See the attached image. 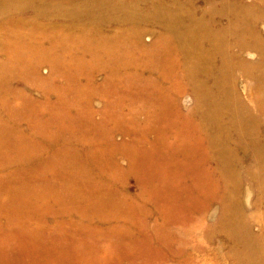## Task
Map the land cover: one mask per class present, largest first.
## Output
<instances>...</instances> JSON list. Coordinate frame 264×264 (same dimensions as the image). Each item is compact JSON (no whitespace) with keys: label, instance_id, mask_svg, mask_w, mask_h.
<instances>
[{"label":"rangeland","instance_id":"1","mask_svg":"<svg viewBox=\"0 0 264 264\" xmlns=\"http://www.w3.org/2000/svg\"><path fill=\"white\" fill-rule=\"evenodd\" d=\"M22 1L15 0L17 7L13 8L12 15L15 21L24 22L16 24L11 36L17 45L16 53L7 51L0 54V61L6 59L0 68L1 80L4 81L5 78L10 81L9 90L13 87V90L18 91L20 95H28L30 98L27 104L15 101L7 107L0 101V264H86L83 256L85 252L95 256L102 255L99 247L102 243H99L100 240L97 241V235L89 238L84 232L95 234L98 231L92 223L98 222L95 212L98 210L101 190L104 189L111 188L116 190L118 197L124 196L125 206L133 204L141 205L143 208V212L137 218L139 223L127 227L125 233L131 235L133 239L138 238L140 228L145 227L146 232L154 234L150 231V227L158 214L157 204L145 199L144 196H136L142 188L133 174H123L120 170L107 171L109 165L111 168L126 167L131 164V155L128 151L132 150L133 146L130 141L142 136L138 132L126 133V131L129 129L131 131L134 125L142 126L143 122L138 121V114L143 115L144 126H149L148 106L145 103H142L141 107L137 105L133 109L135 112L132 113L127 106L117 107L115 120H118L122 126L115 124L112 118L100 124L96 122L101 120L100 114H107V111L101 110L107 105L105 104L107 101L113 99V94L105 95L107 91H111L110 83L106 82L102 85L104 77L110 74L109 71L115 70L118 76L126 73V87L135 83L138 76L147 74L142 62L140 67L143 71L122 73L123 60L124 62L130 60L139 53L145 60L149 56L159 58L163 65L168 67L166 64L168 59L174 56L169 47L176 45L175 39L168 30L176 23L173 11L180 12V18L185 21L188 20L186 17L188 13L193 14L194 19L195 17L211 19L207 29L219 31L224 44L233 46L228 54L235 56V61L241 64L231 70L233 77L230 82L235 96L230 98L231 104L229 103L230 108L227 110L233 111L236 109V103L242 102V109L236 110H248L253 115L255 124L251 131L258 136V139L264 141V112L256 104L257 95L252 90L257 86L253 78L259 79L263 74L258 76L257 71L251 74L249 69L250 66H258L261 54L249 49L244 50L245 47L239 48L238 45H241V42L249 44L256 39L264 43V0H83L82 2L52 0L47 8L40 7L45 4L43 3L45 0L38 2L39 5L36 3L37 6L34 4L36 0ZM189 1L190 4L186 5L185 2ZM57 2L67 6L74 4V12H78L82 18H91L94 21L83 26L88 22L68 19L61 14L58 15L61 16L59 18L55 16L58 19L54 20L61 23L51 24L52 26L47 28L45 26L48 22L43 18L44 13L28 12L34 10V7L40 10L52 7L58 12L70 10L64 9L66 5L61 9L54 7ZM227 5L234 7L235 12L227 14ZM212 10L219 11V15L210 14ZM131 11H140L144 16L151 18H148L149 22L136 24L137 20L130 19ZM236 11H239L234 18L236 22L231 24L234 28L239 27L240 30L228 29L232 26L229 18L235 15ZM254 13L258 15L255 16L257 19L252 18ZM39 20H42L40 24H38ZM245 22L249 25L248 33L243 32ZM10 23L0 15L1 37L3 29ZM109 23L117 25L116 29L102 30L101 27ZM249 33L253 37H250ZM190 36L189 34L188 39ZM204 39L201 37L198 41ZM140 43L150 45V48L140 47ZM21 44L22 48L19 47ZM28 44L32 47V54L28 52ZM41 44L51 47L45 49L40 47ZM34 46L39 48L34 49ZM214 59L216 65L221 64V56L216 54ZM175 60L177 64L172 72L168 71L170 75L164 77L163 86L168 91H175L173 94L175 102L172 106L176 108V118L180 121L185 120L186 123L190 121L191 124L198 123L200 119L195 109L196 102L190 86H187V79L183 74L184 67L178 63L181 60L179 56ZM28 69H39V73L32 74L34 78L26 81L24 78L26 76L21 75L29 76ZM158 72V70L154 71V78L157 77ZM87 73H91L89 78L85 77ZM60 76L61 78H58ZM210 79L207 80L208 83ZM98 85H102L101 92L104 94L88 101L96 114L85 123L81 120L82 103L97 92ZM119 85L114 86L113 91L122 90ZM44 90L47 92V99H55L52 104L41 99ZM7 93V90L0 89V98L5 100ZM45 108L58 113L63 111L64 115L57 114L58 116H52L46 121L42 113L41 118L26 117L29 110L34 114L33 116H36ZM66 110L72 111L71 114L74 116H65ZM155 111L156 109L152 107L151 113ZM5 112V118H2ZM130 113L133 120H130ZM225 113H227L226 120L235 119L236 115L233 116L232 112ZM167 119L173 118L167 116ZM116 125L119 127L116 128ZM166 126L174 127L168 129L169 134L166 138L157 139L154 134L144 135L150 143L147 144L148 149L156 151L151 160L171 164L179 163L180 159L182 168L171 171L166 165H159L152 173L157 177L152 187L163 186L174 191L178 188L201 190L204 187L202 178L207 176L206 170L201 169L191 173L186 165L193 161L194 145L192 146L190 141L200 143L197 146L199 152L202 151L205 141L202 142L201 136L186 137L180 134L174 122H168ZM95 140L102 141L100 143L102 149L93 145ZM170 143L173 145L172 149L169 147ZM238 156L241 163L234 172L235 185L229 179L225 184L215 181L213 188L215 191L221 189L223 191L227 186L225 191H228L229 196L226 198H229V203H239V207L247 216V224L251 232L264 239L262 231L264 220L261 212L264 209V205L261 204L264 200V177L257 179L256 168L253 172L257 175L246 169L251 164L257 165L249 153H238ZM200 157L198 162L201 161ZM217 162L219 160L214 157L207 158L205 163L215 165ZM259 167V171H262ZM194 174L197 178H192ZM209 174L217 180L216 172ZM179 180H183V183H177ZM220 199V196L209 199L208 210L202 213L203 215L196 216L198 222L192 231H184L186 229L179 225L172 228L174 234L177 233L187 241L176 242L171 247L172 250L177 251L174 255L164 242L158 246L159 248H150L149 254L160 251L166 259L164 264H245L241 260L237 263L233 262L232 251H239L241 246L233 247V239L217 231ZM166 201L163 200V203ZM115 223L117 229L121 230L123 225ZM49 225L55 229L50 230ZM207 230L208 234H206ZM172 238L168 237V241L175 240ZM262 245L264 246V241Z\"/></svg>","mask_w":264,"mask_h":264},{"label":"bare ground","instance_id":"2","mask_svg":"<svg viewBox=\"0 0 264 264\" xmlns=\"http://www.w3.org/2000/svg\"><path fill=\"white\" fill-rule=\"evenodd\" d=\"M22 2L24 4V1ZM55 4L56 5L53 4L54 7L60 9L62 6L66 5L60 4L58 2ZM49 5L50 4H43L40 7L47 8ZM14 7H17L15 0H0V15L5 17V20L11 22L10 24L6 25L5 29H3V36H0V54L6 53L7 51L16 53L17 50V45L14 43L11 36L16 28V24L24 22L15 21L13 19L12 15ZM74 7V4L71 6L66 5L64 9L68 8L70 10H67L66 12H58L56 15L58 16L64 14V16H66L68 19H79V21L81 20L80 22L82 23H92L94 21V19L91 18L88 19L80 17L78 12L73 11ZM227 8V14H232L231 12H235V10H233L234 7L231 8V5H227ZM216 11L217 10H212L210 11V14H213V16L219 15V11ZM173 12L176 16V23L169 27L168 30L170 31L171 37L175 39L176 45H171L169 47L170 52H173L174 56L168 59L166 63L168 67H165L162 60L159 58H152L148 55L149 57H146L147 60H145L139 53H136L134 58L126 60L125 62L123 60L124 65L122 64V73L127 72L128 74V71H131V73H139L142 70V67H140V63L142 62L146 67L147 74L145 76H138L137 81L135 83L133 82L129 84V87L127 86L128 88L125 85V81L127 80V75H125L126 73L123 74V76H118L119 74H116L115 70L109 72L104 70L110 74H107V76L104 77L102 85L106 84V82H109V87L111 90L107 91L105 95L113 94V99L107 101L105 103L107 105H104L101 110L107 111V114L102 115L99 113L101 115L100 119L102 121L100 120L101 122H96L97 124H100L104 121L107 122L110 118H112V120L115 121V124H119V121L115 120L117 107L127 106L129 111L132 110V113L135 112L133 109L134 107H137V105H140L141 107V104L145 103L148 106L150 113L148 114L147 122L149 123V126H144L143 115L138 114V121L143 122L142 126L141 124L134 125L131 127V131L130 129L128 131H126V128L125 130L123 129L126 131V133L138 132L142 136L141 138H134L132 141H130L133 146L132 150L128 151V154L131 155V164L129 163V165L126 167L114 166L111 168L108 164L109 169L107 171L110 172L113 170H120L123 172V174H133L142 188L141 192H139V194L136 196H144L145 199L149 201L152 200L155 202V204H157L156 210L158 211V214L155 216V222L152 224V227H150V231H153L152 233L154 234L146 232L147 229L144 227L140 228V237L134 239L131 238V235L129 236L128 233H125V230H127V227H130L131 225L139 223L137 222V218L138 215L143 212L142 206H134L133 204L125 206L123 205L124 196L121 198L118 197L116 190L111 188L101 190L102 192L97 208L98 210L95 212L98 217V222L92 223L93 227H95L98 231L96 233L94 232L95 234H91L89 232H84V234L89 238H92L93 236L96 237L97 235V241L100 240L99 243H102V245H98L102 250H100L102 255L95 256L85 252L83 254L84 260L88 264H164L166 259H164L162 253L158 251L154 254H149V249L152 247L159 248L158 246L164 242L167 243L169 251H172L174 255V252L177 251L172 250L171 247H173L176 242L184 241L185 243L187 241L184 238L179 237L177 233L174 234L172 232V228L176 225H179L186 229L184 231H192L198 222L196 216L208 210L209 199L211 197L216 198V196H220V219L217 231H221L222 233L231 237L234 241L233 247L236 248L237 245L241 246L239 251H232L233 262L237 263L241 260L242 263L245 264H264V246L262 245V241H264V239L259 237L260 235L257 236L254 234V232H251L250 227L247 224V216L244 213V210L239 207V203H229V198H226V196H229L227 193L228 191H225L227 186L223 191L222 189L215 191L213 188L215 181H221L225 184V182L229 179L235 185L233 176L235 175V170L239 168V164L241 163L238 153L242 152L249 153V155L254 158V162L257 164H251L246 169L250 172H253V170L256 168L258 170H255L258 173L257 179L264 177V141L258 139V136H256V134L251 131L253 130V124H255L253 115L248 110L239 111L240 108L242 109V102H237L235 105L236 109L239 108L238 111L236 109L233 111L227 110V108H230V98L235 96V92L232 89L233 86L230 82L231 78L233 77L231 76V70H233L234 67L240 66L241 63L235 61V56H229L228 52L232 50L233 46L230 44H224L220 37V32L207 29L211 19L207 20L202 17H195L194 19L192 17L193 14L190 15V13H186V15L184 13V15H186L188 18V20L185 21L180 18V12ZM238 12L239 11H236L235 15L230 16V25L235 24L236 21L234 18L237 17ZM255 16L258 15L254 13V17L252 18H256ZM148 18L151 17L144 16V14L140 11L130 12V19L132 21L137 20L136 24H140L142 22L145 23V21L149 22L150 19ZM237 19L239 20V18ZM162 26H164L163 23ZM244 27L245 31L243 32L248 33L249 25L246 22ZM233 28L234 26L232 25L231 28L228 29ZM136 29L139 30V28ZM234 29H239V27H235ZM189 34L191 35L190 39H188ZM248 35L253 37L251 33ZM201 37L207 40L204 39L203 41H198V39ZM256 40L249 42V44L241 42V45H238L239 48L245 47L244 50L249 49L250 51H257L261 54L260 63H257L258 66L254 67L253 65L249 67V64L247 66L249 67L251 74H253L255 71H257L258 76L263 74V76H260L259 79L253 78V80L256 82L255 85L257 86H255L252 90H254L257 95L255 98L256 104L259 105L262 112H264V43L258 39ZM140 44V47L150 48V45H144L142 43ZM19 47L22 48V44ZM40 47L47 49L51 46L41 44ZM31 48V45H29L28 52L30 54H32ZM33 48L36 49L39 47L34 46ZM215 53L221 56L222 61L220 65H216L214 62V57L216 56ZM177 56H179V59H181L178 61V63L184 67L183 74L185 79H187V86H190L189 88L196 102L195 109L200 119L198 123L191 124V121L186 123L185 120L180 121L176 118V108H173L174 106H172V103L175 102L173 101V94L175 91H168V89H165L163 86L164 77L169 76V72H172L175 65L177 64V61L175 60ZM8 57L10 59V55H8ZM5 61L6 59L0 61V68L3 63H5ZM38 70L28 69L29 76L25 74L21 76H26L24 78H26V81H28L31 78H34L32 74L39 73ZM156 70L159 71V76L157 75V77L154 78L153 75L154 71ZM51 72L53 73L52 70ZM90 76L91 73L85 74V77L87 78ZM58 78H61V76ZM63 78L65 79V77ZM77 79L78 78H76V80ZM208 79H210V83H208ZM118 84H120L119 88L123 89L113 91V87ZM102 85L96 86V88H98L97 92L91 97H88L82 103L83 114L81 115V120L85 123L89 121L93 114H96L94 109L88 104V101L93 97L104 94L101 92ZM122 85L125 86L121 87ZM9 87L11 88L10 81L6 80L5 78L3 81L0 77V89L8 91L6 95L7 97L5 96V100L0 98V101L4 106L7 107L9 104H13L15 101L22 104L29 103L30 98L28 95H20L18 91L13 90V87L11 90H9ZM42 93L43 96L41 99L47 100L50 104L54 102L55 99H47V92L45 90ZM186 102L187 100H185V103ZM152 107L156 109L154 113H151ZM29 111L26 117L41 118L43 114V119L45 121L52 116H58L57 114L62 116L64 115L63 111H59L58 113L46 108L41 109L40 114H37L36 116H33L34 114L30 113ZM66 111L67 114L65 116H74L71 114L72 111ZM228 111L230 113L232 112L233 116L236 115L233 121L225 119L227 117V113L225 112ZM131 113L129 117L130 120H133ZM15 114L17 113L15 112ZM5 115L6 112L3 113L4 117H1L5 118ZM167 116L172 117L173 119H167ZM168 122L176 123V127H178V132L180 134H184L186 137L201 136L203 139L202 142L205 141L202 151L200 152L197 148L198 144L200 143L190 141L191 145H194V148L192 149L193 161L186 165V168L191 173L198 172L201 169L206 170L207 176L202 178V185L204 187L201 190H196L197 188L195 190L192 188H178L176 191H174L172 188H163V186L162 188L152 187L153 181H155L157 178L156 176H153L152 173L157 170L159 165L164 164L171 171H176L177 169L182 168L180 159L179 163L171 164L158 163L156 161L152 162L151 160V157L156 151L148 149L147 144L150 143L144 135L154 134L157 136V139H162L163 137L166 138L167 134H169L168 129L174 128H168L166 126ZM119 125L122 126L121 124ZM201 125H203V129H201ZM115 127L117 128L119 126L116 125ZM134 129L136 130L134 131ZM95 130L98 131L97 129ZM233 134H235V136H233ZM100 143H102V141L95 140L93 145L102 149ZM171 144L172 143L169 145L170 149L173 148V145ZM198 157L201 158L200 162H198ZM214 157L219 160V162H217L215 165L205 163L207 158ZM113 160H115V158H113ZM258 167L262 171H259ZM214 172L217 173V180H214L209 176V173ZM253 173L257 175L255 172ZM46 178L50 177L46 176ZM192 178H197V175H192ZM182 181L183 180H179L177 183H183ZM181 192H183V194H181ZM173 198H175L174 201H172ZM163 200L167 201L163 203ZM261 202L260 203L264 205V200ZM189 206L192 207L188 208ZM261 212H263L262 219L264 220V209ZM115 222L119 224L121 223L123 225L121 226V230L117 229V224ZM49 227L50 230L55 229V227H52L51 225H49ZM89 230H91V226H89ZM262 231L264 233V227L262 228ZM208 232L209 231L207 230L206 234H208ZM168 237H173L172 239L175 240L168 241Z\"/></svg>","mask_w":264,"mask_h":264},{"label":"crops","instance_id":"3","mask_svg":"<svg viewBox=\"0 0 264 264\" xmlns=\"http://www.w3.org/2000/svg\"><path fill=\"white\" fill-rule=\"evenodd\" d=\"M43 0H36L35 2H34V4L36 5V3H37V5H39L41 2H42ZM47 1V2H46ZM51 1L52 0H45V2L43 1V3H48V4H51ZM62 1H64V0H62ZM75 1H80V2H82L83 0H75ZM38 2H40L39 4H38ZM65 2H67V0L65 1ZM144 3V2H143ZM185 4L186 5H189L190 4V1L189 2H185ZM36 5V6H37ZM28 12H33V13H37V14H39V13H44V15L45 16H43V18H46V21L48 22V25L47 26H45V27H50V26H52L51 24H54V23H56V24H59V23H61V22H55L54 20H55V18L56 19H58L57 17H55V16H57L56 15V13L58 12V11H56V10H54L52 7H50V9H42V10H40L39 8H36V7H34V10H29ZM41 16V15H40ZM42 17V16H41ZM48 18H50V20H48ZM43 20V19H42ZM41 20V21H42ZM68 20V19H67ZM41 21L39 20L38 21V24H40L41 23ZM37 23V22H36ZM65 24V23H64ZM89 23H86L85 25H83V26H87ZM116 27H117V25H114V24H105V25H103L101 28H102V30H104V31H106V30H110V29H116ZM118 27H119V25H118ZM105 33V32H104ZM105 34H108V32H106Z\"/></svg>","mask_w":264,"mask_h":264}]
</instances>
